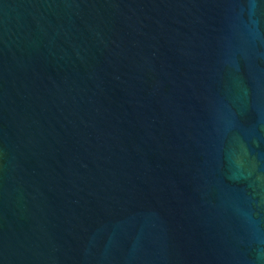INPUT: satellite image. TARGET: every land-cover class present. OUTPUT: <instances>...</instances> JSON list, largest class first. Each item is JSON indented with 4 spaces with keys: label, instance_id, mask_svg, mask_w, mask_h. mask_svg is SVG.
<instances>
[{
    "label": "water",
    "instance_id": "95a60500",
    "mask_svg": "<svg viewBox=\"0 0 264 264\" xmlns=\"http://www.w3.org/2000/svg\"><path fill=\"white\" fill-rule=\"evenodd\" d=\"M0 264H264V0H0Z\"/></svg>",
    "mask_w": 264,
    "mask_h": 264
}]
</instances>
